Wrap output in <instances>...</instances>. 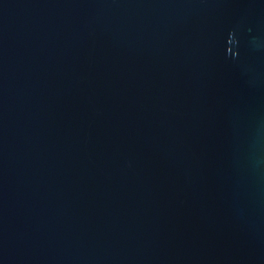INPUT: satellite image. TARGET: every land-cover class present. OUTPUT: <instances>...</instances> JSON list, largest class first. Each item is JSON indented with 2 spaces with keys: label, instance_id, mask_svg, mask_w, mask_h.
Wrapping results in <instances>:
<instances>
[{
  "label": "water",
  "instance_id": "1",
  "mask_svg": "<svg viewBox=\"0 0 264 264\" xmlns=\"http://www.w3.org/2000/svg\"><path fill=\"white\" fill-rule=\"evenodd\" d=\"M0 264H264V0H0Z\"/></svg>",
  "mask_w": 264,
  "mask_h": 264
}]
</instances>
